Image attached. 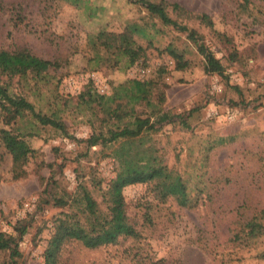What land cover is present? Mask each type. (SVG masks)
Wrapping results in <instances>:
<instances>
[{"label":"rangeland","instance_id":"obj_1","mask_svg":"<svg viewBox=\"0 0 264 264\" xmlns=\"http://www.w3.org/2000/svg\"><path fill=\"white\" fill-rule=\"evenodd\" d=\"M165 1L206 14L214 30L231 39L227 44L198 22L183 21L220 59L223 75L206 74L185 34L162 26L127 0H80L76 5L0 0V48L27 49L58 65L41 82L19 77L2 81L9 84L11 95L27 99L36 112L55 114L66 127L63 133L43 126L29 113L5 125V113L0 112V129L13 130L34 150L26 175L15 179L11 158L0 145V232L14 237L19 251L12 261L8 251L0 252V264H44L56 219L77 209L70 205V196L79 184L104 210L94 181L101 180L104 189L118 163L110 148H87L85 140L99 127L101 115L86 99L110 96L131 79H156L161 66L166 72L160 113L183 116L186 126L178 119L156 125V131L144 136L143 149L161 156L189 187L203 193L188 208L173 199L160 202L153 183L127 186L126 215L141 238L94 250L73 242L63 249L60 264H134L135 252L146 264H264V235L253 241L235 239L241 225L264 210V0ZM16 15L22 18L19 26L13 23ZM129 23L146 24L153 35L145 58L131 67L96 65L89 37L102 29L122 32ZM168 44L187 50L192 66L176 70L163 52ZM232 51L234 61L229 60ZM55 198L69 204L56 207Z\"/></svg>","mask_w":264,"mask_h":264},{"label":"trees","instance_id":"obj_2","mask_svg":"<svg viewBox=\"0 0 264 264\" xmlns=\"http://www.w3.org/2000/svg\"><path fill=\"white\" fill-rule=\"evenodd\" d=\"M58 1L76 5L80 0ZM127 1L143 8L149 17L158 20L162 26L185 34L187 41L193 44L198 55L201 56L206 74L223 75L224 66L220 59L205 45L203 38L184 23L196 21L211 29L215 38L231 45L232 41L229 37L214 30L209 16L195 14L177 3H168L165 0ZM169 12L174 14V18ZM21 22L20 15L13 18L14 26H19ZM148 32L146 24L138 23L127 24L119 33L99 30L88 39L90 48L94 52L92 60L96 65L113 69L122 65L131 67L145 58L148 46L153 45L150 38L153 35ZM163 52L173 60L176 70L188 69L193 64L186 57L188 51L185 49L179 50L168 44ZM235 59H237L236 52H230L229 60ZM57 68L56 63L45 60L27 49L0 48V112L5 113V125H11L12 121L29 113L39 124L65 133V125L55 114L48 116L36 112L33 104L27 99L11 95L9 84L5 80L2 81L4 78L11 80L19 77L30 78L37 83L47 80L50 71H55ZM165 72V67L161 66L156 79H131L115 88L110 96L95 95L94 99H86L88 105L94 104V109L101 116L97 118L99 127L94 129V133L85 140V144L88 149L97 146L102 149L110 148L109 155L117 161L118 167L114 177L104 189L101 187V180L94 181V185L101 191L104 210L99 209L98 203L86 187L82 184L77 186L75 195L70 196V205H74L77 209L62 212L56 219L53 234L44 251V264H60L63 249L73 242L94 250L116 245L121 239L138 241L141 235L131 225L126 215L123 190L127 186L153 183L160 202L173 199L182 207L188 208L197 204L198 196L203 190L189 187L188 181L181 174L168 168L161 156L154 155L152 150L148 152L143 149L144 136L150 131H156L158 129L156 125L171 123L178 119L180 124L186 126L183 116L175 117L160 113L161 104L165 100L160 84ZM0 145L11 158L13 178L24 177L27 173L26 166L34 150L21 135L7 128L0 129ZM213 147L210 146L209 149ZM192 191L196 192L194 196H191ZM68 204L69 201L63 198L54 199L56 207L63 208ZM149 221L150 219L147 218V222ZM24 232L25 228H22L20 234L23 235ZM262 235H264V210L254 214L242 224L240 232L235 234V239L253 241ZM17 248L18 243L14 237L0 232V252L8 251L12 261L19 256ZM133 260L134 264L136 261L138 264L141 261L143 264L147 263L140 257L139 252L133 253ZM148 264H163V261H153Z\"/></svg>","mask_w":264,"mask_h":264}]
</instances>
